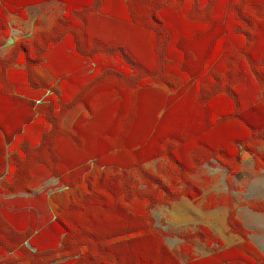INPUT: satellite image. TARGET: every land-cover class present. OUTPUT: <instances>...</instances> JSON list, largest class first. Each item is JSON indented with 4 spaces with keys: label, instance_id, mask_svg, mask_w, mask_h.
Listing matches in <instances>:
<instances>
[{
    "label": "trees",
    "instance_id": "16d2710c",
    "mask_svg": "<svg viewBox=\"0 0 264 264\" xmlns=\"http://www.w3.org/2000/svg\"><path fill=\"white\" fill-rule=\"evenodd\" d=\"M50 1L52 24L0 55V192L31 193L36 170L65 189L49 197L50 243L31 251L25 215L0 211V250L23 264H264L236 215L264 213V198H209L240 241L200 226L180 237L185 263L150 213L199 201L207 164L230 190L243 153L264 172V0H0V48L12 18ZM192 240L212 252L193 256Z\"/></svg>",
    "mask_w": 264,
    "mask_h": 264
},
{
    "label": "crops",
    "instance_id": "0c3cea01",
    "mask_svg": "<svg viewBox=\"0 0 264 264\" xmlns=\"http://www.w3.org/2000/svg\"><path fill=\"white\" fill-rule=\"evenodd\" d=\"M51 5L56 6L55 10H51ZM42 7L46 8L42 11ZM26 11L28 14L26 22H22L15 18L10 22L11 33L6 42L8 43V41H12V39L10 40V37L13 32L15 33L16 38L8 48L12 47L18 39L32 36L35 30L36 20L40 21L43 28H48L53 20L60 15L62 7L58 2L50 1L27 7ZM51 59H53V56ZM12 148L14 150L17 149L15 145ZM207 165H209V172L212 173V175L209 176L210 185L208 191V196L211 198L212 196H215L213 191L214 180L221 179L222 185L227 186V173L224 169L223 172L214 173L218 166L212 163ZM5 179L6 175L4 174V176L0 178V182ZM33 182L31 193L6 195L0 192V211L12 214L22 213L25 215L28 221V226L34 230L32 238L33 245L31 246L29 243H26V246L34 252L37 246L39 247L48 244L53 240L51 235L43 234L45 228L55 219L49 203V197L55 192L63 191L65 187L61 186L56 178L49 177L42 170H36ZM232 184L243 192L240 200L234 199L236 202L264 198V172L253 171L251 158L245 153L242 154L241 170L232 177ZM236 215L242 222L243 226L250 232V241L262 254H264V213L254 212L246 207H242L237 209ZM0 264L23 263L19 262V256L16 253H6L0 250Z\"/></svg>",
    "mask_w": 264,
    "mask_h": 264
},
{
    "label": "rangeland",
    "instance_id": "374dc122",
    "mask_svg": "<svg viewBox=\"0 0 264 264\" xmlns=\"http://www.w3.org/2000/svg\"><path fill=\"white\" fill-rule=\"evenodd\" d=\"M54 5H51V10H55ZM46 7H42V11ZM40 9V10H41ZM14 20V18H12ZM16 35L13 32L10 37L11 42L8 41L0 48V55L3 56L9 49L8 46L15 41ZM52 81H55L53 78ZM63 127L69 128L70 119L66 118L62 122ZM158 162H151L143 166L145 170L151 169L155 171L158 167ZM221 167H217L214 173L223 172ZM212 173L209 172V165L202 167L200 172L192 177L193 181L201 188L202 197L197 202H192L186 198H182L179 202L174 203L170 208L158 207L150 211L155 221V227L167 233L168 236L164 238V241L168 248L176 255L180 263L188 261L189 256L181 251V246L185 242L180 238L182 235L195 232L200 226L209 228L212 233L220 238L225 247L231 246L240 241L239 237L228 232L227 227V207H217L215 209H209V176ZM207 179V180H206ZM213 191L216 201H219L222 196L227 193L235 200H240L243 195L241 189L236 188L234 190L228 189L227 186H223L221 179L214 180ZM192 248V255L195 257H203L212 252L211 248H208L205 244L197 240H192L188 243Z\"/></svg>",
    "mask_w": 264,
    "mask_h": 264
}]
</instances>
